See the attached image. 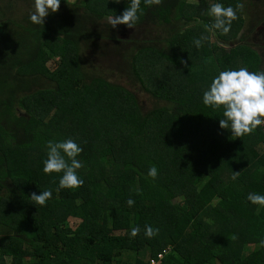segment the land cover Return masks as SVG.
Returning <instances> with one entry per match:
<instances>
[{
    "label": "trees",
    "instance_id": "obj_1",
    "mask_svg": "<svg viewBox=\"0 0 264 264\" xmlns=\"http://www.w3.org/2000/svg\"><path fill=\"white\" fill-rule=\"evenodd\" d=\"M27 1L0 0V264H264V207L247 199L264 195V125L232 137L224 109L203 104L220 72L264 71L251 40L264 0H141L132 29L108 20L130 0H60L43 25L7 18ZM213 3L243 4L227 34L205 27ZM128 87L155 107L144 113ZM68 139L83 149V185L57 191L47 142ZM45 190L44 206L30 200Z\"/></svg>",
    "mask_w": 264,
    "mask_h": 264
},
{
    "label": "clouds",
    "instance_id": "obj_2",
    "mask_svg": "<svg viewBox=\"0 0 264 264\" xmlns=\"http://www.w3.org/2000/svg\"><path fill=\"white\" fill-rule=\"evenodd\" d=\"M120 3L121 0H113ZM146 6L159 5L162 0H143ZM141 0H130L126 9L120 16L108 17L111 28L117 25H126L132 29L139 19L138 13ZM60 8V0H34L33 10L30 14V21L36 25H43L44 19L50 13H57ZM243 4L237 3L234 9L231 6L225 7L221 3H213L210 6L208 15L214 18L212 25L205 26L207 30H221L223 34L230 31L231 24L237 19V10H242ZM207 37L202 36L194 40L197 48L202 47V41ZM181 63H184L181 61ZM203 104L213 109L223 110V119L219 121L221 129L229 130L232 137L240 138L255 132L258 126L264 125V71L250 72L247 68L241 67L239 70L220 72L211 82L210 88L203 93ZM47 158L44 160L43 172L45 174L62 173L59 180V188L76 189L83 185V180L77 175V170L82 167L76 159L83 149L72 139L63 142H47ZM67 158V159H66ZM232 179H236L239 173L233 172ZM158 171L155 166L149 169L148 176L155 179ZM52 192L45 190L37 195L32 193L30 200L36 205L44 206L51 198ZM247 199L254 205L264 207V195L252 193ZM129 207L133 206L134 200L127 201ZM259 211V209H257ZM159 229L146 226L145 235L152 238ZM139 227L131 228V236L139 234ZM236 239V236L232 237ZM264 247V240L260 242Z\"/></svg>",
    "mask_w": 264,
    "mask_h": 264
},
{
    "label": "rangeland",
    "instance_id": "obj_3",
    "mask_svg": "<svg viewBox=\"0 0 264 264\" xmlns=\"http://www.w3.org/2000/svg\"><path fill=\"white\" fill-rule=\"evenodd\" d=\"M251 1V0H250ZM70 3L74 4L77 2V0H69ZM191 2L197 3V0H191ZM3 2H0V8L2 6ZM250 2L246 5V8H249ZM13 8H10L5 11L7 12V18L8 19H12L16 22H23L25 15H27L28 13H31L33 10V2L31 0L27 1V2H19V3H15L12 5ZM261 8V6H259V9ZM248 13L250 14V16L252 17L253 20H260L258 19L257 15L255 14V12L253 11V9L250 7L248 10ZM177 25V24H176ZM179 25V24H178ZM166 27H160L157 29V27H155L154 29L151 28L150 34L152 35H157L159 33V35H163L164 36V31L166 30ZM216 34V33H214ZM251 40H254L256 42V44L258 45V47H262L264 48V25L261 27H257L256 28V32H254L252 34V38ZM94 59V58H91ZM114 79H109L110 82H114V83H118L121 86L127 87V82L126 80H120L117 79V77H113ZM129 90L134 91L133 89H130V87H128ZM138 88H140V86H138ZM136 91L135 95L138 97L139 100V104L142 107V110L144 113H148L150 112L154 107H155V101H153V98L150 97L149 95L142 93L141 91H139V89L137 90V88H135ZM12 197V196H11ZM80 223V221L76 220V219H70V225L72 226V228H75L78 224Z\"/></svg>",
    "mask_w": 264,
    "mask_h": 264
},
{
    "label": "built area",
    "instance_id": "obj_4",
    "mask_svg": "<svg viewBox=\"0 0 264 264\" xmlns=\"http://www.w3.org/2000/svg\"><path fill=\"white\" fill-rule=\"evenodd\" d=\"M163 258V256H160V259ZM149 264H162V261L161 260H151Z\"/></svg>",
    "mask_w": 264,
    "mask_h": 264
},
{
    "label": "crops",
    "instance_id": "obj_5",
    "mask_svg": "<svg viewBox=\"0 0 264 264\" xmlns=\"http://www.w3.org/2000/svg\"><path fill=\"white\" fill-rule=\"evenodd\" d=\"M5 183H6V182H5ZM0 190H1V189H0ZM6 260H7L8 263H11V262H12V258H10V257H9L8 259H6Z\"/></svg>",
    "mask_w": 264,
    "mask_h": 264
}]
</instances>
